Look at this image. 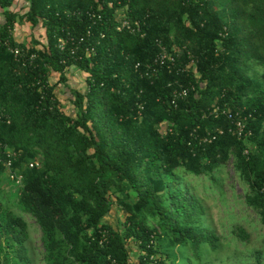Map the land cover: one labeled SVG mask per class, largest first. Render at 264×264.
I'll return each instance as SVG.
<instances>
[{
  "label": "trees",
  "instance_id": "trees-1",
  "mask_svg": "<svg viewBox=\"0 0 264 264\" xmlns=\"http://www.w3.org/2000/svg\"><path fill=\"white\" fill-rule=\"evenodd\" d=\"M0 13V156L10 150L22 174L11 181L16 199L0 197V264H32L24 214L41 231L44 264L199 260L218 237L181 174L210 175L229 160L264 224V0H0ZM119 14L134 33L116 30ZM25 24L32 33L22 41L13 31ZM67 32L93 53L60 49ZM162 52L174 62L154 64ZM179 84L193 89L173 107ZM223 110L246 116L241 137ZM33 160L40 164L30 168ZM113 205L124 215L116 226L104 220Z\"/></svg>",
  "mask_w": 264,
  "mask_h": 264
},
{
  "label": "rangeland",
  "instance_id": "rangeland-1",
  "mask_svg": "<svg viewBox=\"0 0 264 264\" xmlns=\"http://www.w3.org/2000/svg\"><path fill=\"white\" fill-rule=\"evenodd\" d=\"M34 32L32 36L39 39V31L35 29ZM31 33L29 31L28 37L31 36ZM68 76H72L70 79L72 82L84 85L80 71L71 70L70 74L68 72ZM57 77V75H52L51 83L56 82ZM55 91L63 107L68 112H73L71 101L68 100L70 93L65 85L63 83L57 84ZM181 179L187 184L188 190L196 194L202 201L204 225L218 237L215 249L203 244L200 247V259H196L190 264H250L257 260V253L259 259L264 262V224L260 221L258 214L246 205L244 201L246 186L234 172L231 160L214 170L210 175L181 174ZM17 191V185L13 184L6 174L2 175L0 178V197L10 203L16 199ZM14 210L18 212L17 209ZM123 216L122 212L113 205L104 220L116 226L117 221H121ZM24 218L28 223L26 244L29 248L28 254L31 262L32 264H44L41 231L33 217L24 214ZM240 227L248 234L244 240H241L235 233ZM127 247L131 249L130 262H136L137 255L133 250L134 245L129 243ZM184 261L178 259L172 261V264H186Z\"/></svg>",
  "mask_w": 264,
  "mask_h": 264
},
{
  "label": "built area",
  "instance_id": "built-area-1",
  "mask_svg": "<svg viewBox=\"0 0 264 264\" xmlns=\"http://www.w3.org/2000/svg\"><path fill=\"white\" fill-rule=\"evenodd\" d=\"M87 15L90 17H93L95 15V13L87 12ZM98 18H100V15H98ZM115 20H116V30H118V31L126 30L130 33L135 32V27L132 25L130 20L128 18H126V16L124 14L117 15L115 17ZM89 34H90V32L88 31L87 35H89ZM100 36L102 37L103 35L100 34ZM5 43H6V41H5ZM68 45H69L70 53L71 54H77V56H78V53L81 49H82L84 54H88V55L93 53V50H94L93 46L85 43L84 36H80L79 38H75L69 32L66 33V37H60L58 39V47L60 49H65ZM9 51L11 52V54L13 55V57L17 61H23V59H21L22 53H21L20 48L9 47ZM81 56L82 55L79 54L78 58L81 59ZM29 58H30V60L34 59L35 55L31 54V56ZM167 58L170 60V62H172V63L174 62V58L172 55H170L166 52H162L159 55H157L156 58H154L153 63L154 64H156V63L163 64L165 59H167ZM146 68H147V71L145 72L146 75L154 74L157 71V67L153 66L150 63L146 64ZM191 89H193V87L188 88V87H184L181 84H179L178 87L173 88V90L171 91L170 99H169L170 105H172L173 107H176L178 102H180L181 100L185 99L188 96ZM223 113H226L227 117L231 120L228 130L230 132H233L232 130H234L236 132L237 136L241 137L244 130H245V125H246L245 123H246V119H247L246 116H240V115H238L239 114L238 112L233 113L231 110H227V111L223 110ZM216 131L219 134H221L224 130H223V128H217ZM209 135H210V132L207 133V136L204 137L203 140L204 141L208 140ZM7 152L8 153H7L6 159H2L0 156V163L4 166L5 174L8 177V179L18 185L21 183L22 174L19 173L18 170L12 169V159L10 157L13 153H11L10 150H8ZM245 153H247V150H245ZM39 164H40L39 160H33L28 164V166L30 168H32V167L39 166Z\"/></svg>",
  "mask_w": 264,
  "mask_h": 264
},
{
  "label": "crops",
  "instance_id": "crops-1",
  "mask_svg": "<svg viewBox=\"0 0 264 264\" xmlns=\"http://www.w3.org/2000/svg\"><path fill=\"white\" fill-rule=\"evenodd\" d=\"M3 16L1 15L0 13V21L2 20ZM29 31H30V27L28 25H17L16 26V29L13 33V35L22 40V41H25L27 38H28V35H29Z\"/></svg>",
  "mask_w": 264,
  "mask_h": 264
}]
</instances>
